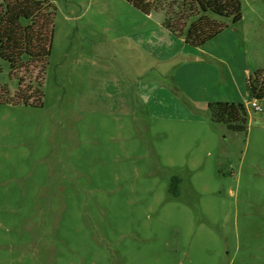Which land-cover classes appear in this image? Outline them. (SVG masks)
Instances as JSON below:
<instances>
[{
  "label": "rangeland",
  "instance_id": "obj_1",
  "mask_svg": "<svg viewBox=\"0 0 264 264\" xmlns=\"http://www.w3.org/2000/svg\"><path fill=\"white\" fill-rule=\"evenodd\" d=\"M48 1L43 80L1 61L0 89L44 96L0 104V264H264V0L238 23L209 13L226 28L202 47L159 39L164 12L127 0ZM122 29L147 30L150 55ZM218 101L243 103L248 130L214 122Z\"/></svg>",
  "mask_w": 264,
  "mask_h": 264
},
{
  "label": "trees",
  "instance_id": "obj_2",
  "mask_svg": "<svg viewBox=\"0 0 264 264\" xmlns=\"http://www.w3.org/2000/svg\"><path fill=\"white\" fill-rule=\"evenodd\" d=\"M145 14L164 12V26L193 47H202L222 33L226 25L209 13L230 17L234 23L243 18L241 0H127ZM56 10L48 0H3L0 4V71L1 61H8L12 72L33 66L43 80L53 49ZM23 19L29 22L24 24ZM261 72L257 73V98L264 99ZM43 82V81H42ZM42 83L24 86L12 98L9 90L0 89V104L43 106ZM214 122H223L234 131L248 130V113L243 103L211 102ZM181 179L172 178L170 192L180 194Z\"/></svg>",
  "mask_w": 264,
  "mask_h": 264
},
{
  "label": "crops",
  "instance_id": "obj_3",
  "mask_svg": "<svg viewBox=\"0 0 264 264\" xmlns=\"http://www.w3.org/2000/svg\"><path fill=\"white\" fill-rule=\"evenodd\" d=\"M166 33H161L159 34V39H163L167 44H171L173 41V38L171 36H174L175 38V42L176 44L180 41L183 42L184 39L183 38H178L176 37L171 31H169L166 27ZM122 35L120 36L123 44L126 45L127 44H131V45H136L137 48L136 49H132L130 51H126L128 52V55L133 56V57H141V56H148L151 53V44L152 42L148 40V38L146 37V33H148L147 30H128V29H122ZM202 52H205L207 55L210 54L209 51H207L206 49H200ZM172 51H170V53H166V52H158L156 53L154 56H158V57H169L172 55ZM176 53L178 54V51H176ZM139 68V66H137ZM261 72V86H264V70L263 71H259ZM184 73V71H183ZM187 96L188 93H187ZM234 102V101H232Z\"/></svg>",
  "mask_w": 264,
  "mask_h": 264
},
{
  "label": "built area",
  "instance_id": "obj_4",
  "mask_svg": "<svg viewBox=\"0 0 264 264\" xmlns=\"http://www.w3.org/2000/svg\"><path fill=\"white\" fill-rule=\"evenodd\" d=\"M261 100L257 97H255L252 101V106L254 107L255 110L257 111H263V106L261 104Z\"/></svg>",
  "mask_w": 264,
  "mask_h": 264
}]
</instances>
